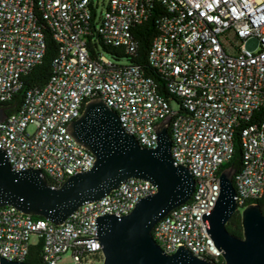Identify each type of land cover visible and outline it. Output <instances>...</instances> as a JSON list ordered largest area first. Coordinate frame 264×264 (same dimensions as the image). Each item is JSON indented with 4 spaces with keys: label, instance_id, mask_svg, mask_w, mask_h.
I'll list each match as a JSON object with an SVG mask.
<instances>
[{
    "label": "built area",
    "instance_id": "1",
    "mask_svg": "<svg viewBox=\"0 0 264 264\" xmlns=\"http://www.w3.org/2000/svg\"><path fill=\"white\" fill-rule=\"evenodd\" d=\"M158 7L164 15L147 61L179 102L176 109L141 68L93 56L89 48L99 36L103 45L135 56L133 29ZM44 27L57 44L52 75L45 86L26 91L23 105L0 123V151L11 168L36 169L50 186L91 169L95 157L67 125L92 98L111 108L142 147H156L155 125L170 117L173 164L188 169L195 188L155 225L153 239L164 254L184 246L199 259L223 264L204 217L217 200L219 171L234 154L236 132L243 159L233 176L237 211L264 195V0H0V104L41 63ZM155 193L150 182L127 179L59 226L2 207L0 259L24 262L36 237L43 264H59L65 254L70 264H102L97 218L127 215Z\"/></svg>",
    "mask_w": 264,
    "mask_h": 264
},
{
    "label": "water",
    "instance_id": "2",
    "mask_svg": "<svg viewBox=\"0 0 264 264\" xmlns=\"http://www.w3.org/2000/svg\"><path fill=\"white\" fill-rule=\"evenodd\" d=\"M7 118L0 105V123ZM170 117L155 125L157 145L147 148L125 132L116 113L101 99L88 100L79 118L67 125L74 141L90 152L91 169L68 177L60 186L48 185L36 169L13 170L0 151V208L13 207L27 216L42 217L59 226L82 205L100 201L125 180L150 182L156 193L141 198L127 215L97 218L102 264H216L194 256L184 246L164 254L154 241L155 225L193 195L195 182L184 166L171 158ZM230 166L219 173V193L210 214L204 217L214 246L222 251L223 264H264V214L257 203L241 212L242 236L228 231L237 211ZM0 264H25L0 259ZM94 264V263H91Z\"/></svg>",
    "mask_w": 264,
    "mask_h": 264
},
{
    "label": "trees",
    "instance_id": "3",
    "mask_svg": "<svg viewBox=\"0 0 264 264\" xmlns=\"http://www.w3.org/2000/svg\"><path fill=\"white\" fill-rule=\"evenodd\" d=\"M162 15H164V11L162 8L158 7L153 11L152 15L148 18L147 21L143 22L133 29L134 38L136 39L138 45L137 53L133 57L126 56L121 51L115 48L103 45L100 41L99 36L96 37L93 44L89 45V48L93 56L103 53L113 59L114 62L118 63L120 59H124L127 64L141 68L145 75L150 77L158 86L159 93L165 98H169L172 104L178 106L179 102L174 96L169 95L167 91H165L162 85V80L157 75V73L149 66L147 61V56L152 41L159 33L158 20ZM43 33L46 44V52L41 63L22 77V88L20 91L17 92L8 102L0 104L6 109V114L8 116L15 113L23 105L24 95L26 91L35 88L39 89L45 86L52 75V63L56 58L57 44L53 40L51 32L46 27L43 28ZM230 166H232L236 172H238L243 166L242 151L239 141V134L237 132L234 138V154L231 160L221 167L219 173ZM49 183L51 184V181H49ZM256 203L260 206L261 211L264 214V195ZM32 218L36 220L43 219L42 217L36 216H32ZM227 228L233 236H242L241 218L239 211H236L231 216ZM41 246V242L30 246L28 256L24 260L25 264H43Z\"/></svg>",
    "mask_w": 264,
    "mask_h": 264
},
{
    "label": "rangeland",
    "instance_id": "4",
    "mask_svg": "<svg viewBox=\"0 0 264 264\" xmlns=\"http://www.w3.org/2000/svg\"><path fill=\"white\" fill-rule=\"evenodd\" d=\"M106 3V1H104L103 2V4H105ZM103 7L102 6H100L99 7V9H98V13L100 12V11H103ZM118 64H120V65H126L127 63H126V61L124 60V59H120L119 61H118ZM172 106H173V108H177V106L175 105V104H172ZM38 242V239L36 238V237H32L31 239H30V243L31 244H36ZM71 263V257H70V255L69 254H65V255H63L62 256V258H61V260L59 261V264H70Z\"/></svg>",
    "mask_w": 264,
    "mask_h": 264
}]
</instances>
